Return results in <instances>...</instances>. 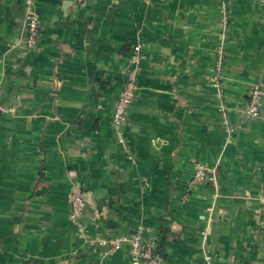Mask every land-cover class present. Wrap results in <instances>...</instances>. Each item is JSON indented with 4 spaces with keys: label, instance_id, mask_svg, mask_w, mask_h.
Listing matches in <instances>:
<instances>
[{
    "label": "crops",
    "instance_id": "crops-1",
    "mask_svg": "<svg viewBox=\"0 0 264 264\" xmlns=\"http://www.w3.org/2000/svg\"><path fill=\"white\" fill-rule=\"evenodd\" d=\"M23 10L0 0V264H130L127 243L108 252L97 242L137 227L164 264H207L203 251L209 264H264V93L259 117L246 112L251 86L264 91V7L33 0V47ZM136 42V90L118 130ZM197 164L215 168L216 190L190 185ZM72 193L85 203L82 231Z\"/></svg>",
    "mask_w": 264,
    "mask_h": 264
},
{
    "label": "built area",
    "instance_id": "built-area-1",
    "mask_svg": "<svg viewBox=\"0 0 264 264\" xmlns=\"http://www.w3.org/2000/svg\"><path fill=\"white\" fill-rule=\"evenodd\" d=\"M77 3H82L83 0H75ZM260 5L264 7V0H257ZM24 7L23 10V23L26 29V44L29 47H33L36 44L39 30V20L36 13L33 10V0H22ZM220 54L222 53L219 50ZM141 61V45L136 42L132 46V57L129 62V72L126 82L121 87L111 117V122L114 127L120 129L123 121L125 120L126 113L131 105L134 92L136 90V74L139 69ZM222 78V64L218 61L215 65L213 82L215 87H220V79ZM263 89L259 84H253L249 91L247 114L252 118L259 117L261 97L263 96ZM9 110L0 105V113H8ZM227 133H231V129L228 127L225 130ZM190 185L196 186L200 184H209L213 189L217 188L216 170L213 167H206L201 164H197L192 171L190 177ZM216 194V193H215ZM214 194V197H215ZM69 217L70 220L77 225L79 231H82L81 216L85 207L84 200L79 193H72L69 201ZM206 212L209 214L212 212V207H207ZM124 243L129 245V262L130 264H164L165 260L161 254L158 243L155 239L145 238L142 234L141 227H137L135 231L129 237H119L114 239H102L97 242V245L101 248H105L108 252L119 250ZM203 258L207 264H209V254L203 251Z\"/></svg>",
    "mask_w": 264,
    "mask_h": 264
}]
</instances>
